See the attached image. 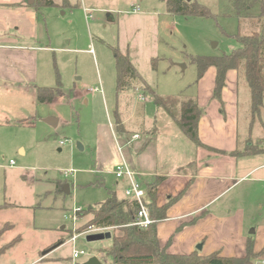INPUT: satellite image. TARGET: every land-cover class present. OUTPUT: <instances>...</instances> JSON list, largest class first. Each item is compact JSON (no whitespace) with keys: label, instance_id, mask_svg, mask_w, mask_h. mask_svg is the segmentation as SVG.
<instances>
[{"label":"rangeland","instance_id":"rangeland-1","mask_svg":"<svg viewBox=\"0 0 264 264\" xmlns=\"http://www.w3.org/2000/svg\"><path fill=\"white\" fill-rule=\"evenodd\" d=\"M52 1L55 6L40 7L38 14L41 50L35 86L59 88L61 94L52 102H39L30 89L25 97L0 90V204L24 206L0 209V228L5 222L14 224L0 237V246L21 236L9 264L33 263L37 248L48 241H53L48 248L58 245L50 250L51 264H82L92 256L110 264L103 252L111 246V238L86 239L105 234V229L89 223L91 214L86 210L104 202L117 180L124 181L103 162L120 156L112 134L113 113L120 112L127 129L134 123L137 128L139 120L132 116L141 115L144 105L154 106L149 90L136 78L130 81L132 89L121 94L127 101L116 100L112 49L127 54L143 81L159 95H190L197 76L190 57L228 53L236 46L237 32L247 34L254 28L247 20L238 26L231 5L221 0L187 1L203 4L214 17L171 15L166 0ZM83 8L91 11L92 19L86 20ZM241 90L240 130L249 134H242L238 146L243 151H264V97L260 113L252 114L246 91ZM48 117L58 119L56 127L45 122ZM135 131L139 129L122 137ZM67 183L68 194L63 192ZM116 193L123 196L122 187ZM257 206L247 211V221L255 217L259 222L263 210ZM76 207L81 209L72 225L64 215ZM73 235L77 238L70 241ZM74 249H85L87 254L72 259Z\"/></svg>","mask_w":264,"mask_h":264},{"label":"crops","instance_id":"crops-1","mask_svg":"<svg viewBox=\"0 0 264 264\" xmlns=\"http://www.w3.org/2000/svg\"><path fill=\"white\" fill-rule=\"evenodd\" d=\"M83 10L86 20L93 18L91 11ZM39 12L40 8L26 4L25 0H0V90L5 94L29 96V89L33 92L32 87L38 80L41 50L37 45ZM214 80L215 69L210 67L195 84L194 92L198 106L203 109L198 135L207 148L196 146L164 109H150L144 105L141 115L136 112L132 116L139 120V131L134 133L139 137L124 145L121 153L142 179L162 177L156 188L157 206L171 198L165 219L156 226L160 246L175 254L198 251L202 256L217 252L222 257H242L249 238L253 241L254 252L264 248V158L258 157L264 152L250 155L252 157L230 154L238 149L242 134L248 133L247 129L244 132L240 130L236 71L229 70L226 74L221 92L224 113L220 111L219 102L211 98ZM119 99L126 102V94ZM122 121L124 123L126 119ZM134 125L127 124L130 133L137 130ZM112 134L114 136V132ZM118 138V142L125 143L124 137ZM115 144L117 147L116 140ZM18 150L24 153L23 148ZM120 160L121 154H115L103 162L112 171ZM125 183V180H117L115 188L122 187L123 192ZM116 189L113 192L116 193ZM119 198H124V193ZM5 203L11 204L10 207H24ZM256 203L263 210L258 214L259 222L255 217L247 221L246 213L254 209ZM103 233H108L110 238V231L105 229ZM16 236L19 234L13 238ZM52 242L38 247L33 263H27L51 264L47 260L50 250L58 246L48 248ZM198 244H201V250L195 248ZM13 247L0 256L2 264H9V259L11 261ZM262 262L264 252L254 264Z\"/></svg>","mask_w":264,"mask_h":264},{"label":"trees","instance_id":"trees-1","mask_svg":"<svg viewBox=\"0 0 264 264\" xmlns=\"http://www.w3.org/2000/svg\"><path fill=\"white\" fill-rule=\"evenodd\" d=\"M224 2L231 5L233 14L238 18V26L247 20L254 29L247 34L237 32L234 35L236 46L228 53L216 56H191L190 62L196 67L197 72L193 85L205 74L208 68L213 67L215 80L211 98L219 102L220 111L224 113L225 103L221 98V92L226 83L227 72L235 70L238 92L241 89L246 91L249 111L258 115L264 97V0H221L222 4ZM33 6L36 8L48 7L55 6V3L52 0H35ZM166 9L171 15L214 17L206 6L196 1L188 3L185 0H166ZM112 52L115 61L117 99L121 94L132 89L129 85L131 80L138 79L152 95L153 108L161 107L164 109L196 146L206 147L198 135V122L203 109L198 106L196 95L193 93L190 95L186 93L159 95L143 81L127 54L121 53L118 48H113ZM153 60L154 58L152 63ZM32 90L35 99L39 102H52L56 95L61 94L59 88L33 86ZM113 116V130L122 137L125 132H129V129L123 123L118 110L114 111ZM129 137V135L128 137L124 136L123 140L126 141ZM262 152L264 151L256 149L243 151L238 146V149L230 152V154L250 156ZM139 179L145 191L147 206L152 219L151 224L146 228H138L132 224L138 209L137 203L125 197L118 198L113 191L108 193L104 202L95 207L90 206L86 210L87 213L91 214L89 223L92 226L112 229L110 232L112 244L103 252L104 256L110 258V264H254L256 258L263 254L264 248L259 252H254L251 238L247 240L246 253L242 257H222L217 252L208 256H202L198 251H192L188 254L167 252L166 248L158 243L156 226L159 221L165 219L171 198L165 204L157 206L156 188L162 177L156 176L152 180H145L141 177ZM9 206L11 204L4 202L0 204V209ZM12 227L13 224L5 222L0 228V237ZM20 239V236H16L1 245L0 256Z\"/></svg>","mask_w":264,"mask_h":264},{"label":"built area","instance_id":"built-area-1","mask_svg":"<svg viewBox=\"0 0 264 264\" xmlns=\"http://www.w3.org/2000/svg\"><path fill=\"white\" fill-rule=\"evenodd\" d=\"M137 9L138 8H135L134 11H137ZM90 90L93 91V89ZM113 132L115 135L116 142L118 144L117 149L121 154V160L117 165H115L112 172L114 173L117 179H123L126 182L123 190L124 197L129 200H134L138 205V209L136 211L132 224L137 226L138 228H146L148 225L151 224L152 219L149 214V209L147 206L148 201L146 200L145 197V191L140 184V179H139L140 177L136 174V172L132 170V168H130V165L128 164L127 160L124 158L123 154L121 153L123 146L137 139L139 135L133 134L129 137V139H127V141H125V143H122L117 141V139L119 140L118 138L119 136L115 133L114 130ZM80 209H81L80 207L73 208V210L66 212L65 213L66 215H64V217L66 219H70L73 225L78 216L77 211H79ZM76 238L77 236L73 235V237L70 238V241H73ZM86 254L87 253L85 249H79V250L74 249L72 251L71 257L72 259H77L80 256ZM262 264L264 263L262 262Z\"/></svg>","mask_w":264,"mask_h":264},{"label":"water","instance_id":"water-1","mask_svg":"<svg viewBox=\"0 0 264 264\" xmlns=\"http://www.w3.org/2000/svg\"><path fill=\"white\" fill-rule=\"evenodd\" d=\"M186 1H191V0H186ZM26 4L28 5H32L34 0H25ZM45 122L52 126V127H56L57 126V123H58V119L57 118H54V117H48L45 119ZM77 145L79 146L80 149H82V146L77 143ZM63 191L68 194L70 192L69 190V185L68 184H65L63 186ZM108 238L109 237V234L108 233H105V234H102V233H95V234H92V235H89L86 237L87 240H98V239H102V238ZM201 244H198L195 248L197 250H201ZM82 264H102L101 260L96 257V256H92L90 257L86 262L82 263Z\"/></svg>","mask_w":264,"mask_h":264}]
</instances>
